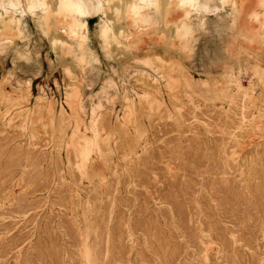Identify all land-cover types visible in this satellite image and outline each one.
Wrapping results in <instances>:
<instances>
[{
  "label": "rangeland",
  "instance_id": "374dc122",
  "mask_svg": "<svg viewBox=\"0 0 264 264\" xmlns=\"http://www.w3.org/2000/svg\"><path fill=\"white\" fill-rule=\"evenodd\" d=\"M230 1L119 60L107 0H60L72 53L48 0H0V264H264V33Z\"/></svg>",
  "mask_w": 264,
  "mask_h": 264
},
{
  "label": "bare ground",
  "instance_id": "6f19581e",
  "mask_svg": "<svg viewBox=\"0 0 264 264\" xmlns=\"http://www.w3.org/2000/svg\"><path fill=\"white\" fill-rule=\"evenodd\" d=\"M48 2L51 8L48 14V19H50L51 17L53 21L51 23L53 24L51 25L52 29L50 28L51 33L48 31L50 26L49 25H48L49 27L46 26L47 24L46 21L40 20L41 24L40 23L38 24H40V26L42 25V27L40 28L50 33V39L55 48L57 47L60 49H65L69 53H72V44L74 43L75 38L79 36L80 38H82V40L88 39V35H87L88 23L80 21L74 15H71V16L68 15L69 13L67 10L68 8L67 9L63 7L59 8L62 5L60 0H48ZM249 3H252V2L249 1ZM195 4H196V0H153L150 4H145L144 0H107L106 6L104 7V13L107 15L108 18L107 20H105V23L103 24L100 35L105 38L107 47L110 51V55L113 57V54L116 51L115 56L117 57V59L120 60L121 59L120 55L122 54H125V56H127L128 54H131L133 50H141L145 48L146 45H147L146 47L153 46V45L146 44V41H144V39H139V40H135V42L133 43L134 46L127 47L126 49H123V50H118L119 47H121L120 46L121 44L123 45L126 41H129L128 37H134L137 33L142 32L141 30L143 28H150L154 23L153 22L154 16L158 20L161 19L162 23H166L164 24V27L165 25L166 26L169 25L170 27H173V29L178 34L183 33V31H185L184 34H187L186 30L189 31V29L191 28L190 25L188 24L189 22L187 19L192 17V15L189 14L188 7L190 5H195ZM230 5L232 9L234 10L233 12H235L236 16H240V19H244V21L247 19L251 22L253 20H258L260 23V26L257 23L259 27V29H257L258 30L257 33L258 35L259 34L261 35L262 33H264V29H263L264 28V21H263L264 16L260 11L249 10L250 8H248V0L247 1L246 0H231ZM249 5L254 7L253 5L255 4L253 5L249 4ZM173 12H174L173 15L176 14L175 17L170 16L171 13ZM58 16H61V18H58ZM38 21L36 20V22ZM133 27L135 28V30L133 29ZM4 29H9V28L5 27ZM114 29L116 31L121 32L122 38L119 37V35L115 32ZM165 29H168V27H166ZM142 33H144V31ZM148 35H151V34H148ZM59 39H62L65 42H61ZM84 42H80V45H79V49L81 53L86 52V43ZM157 47L158 46H154V47H150L149 49H153ZM165 47H168V46H165ZM81 56L83 57L84 55L81 54ZM156 60L157 62H161V60L159 59H156ZM257 60L258 59H256V61ZM256 71L261 73L262 75L264 73V69H261L259 67L256 68ZM170 77H171L170 75H166V78L168 81L170 80Z\"/></svg>",
  "mask_w": 264,
  "mask_h": 264
},
{
  "label": "clouds",
  "instance_id": "9594fccd",
  "mask_svg": "<svg viewBox=\"0 0 264 264\" xmlns=\"http://www.w3.org/2000/svg\"><path fill=\"white\" fill-rule=\"evenodd\" d=\"M7 7L12 9V10H15V9L19 8V5L18 4H11V5H8Z\"/></svg>",
  "mask_w": 264,
  "mask_h": 264
}]
</instances>
